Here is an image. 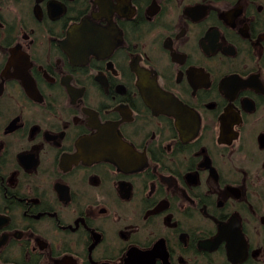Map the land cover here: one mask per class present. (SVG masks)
I'll return each mask as SVG.
<instances>
[{
	"label": "flooded vegetation",
	"instance_id": "obj_1",
	"mask_svg": "<svg viewBox=\"0 0 264 264\" xmlns=\"http://www.w3.org/2000/svg\"><path fill=\"white\" fill-rule=\"evenodd\" d=\"M0 264H264V0H0Z\"/></svg>",
	"mask_w": 264,
	"mask_h": 264
}]
</instances>
